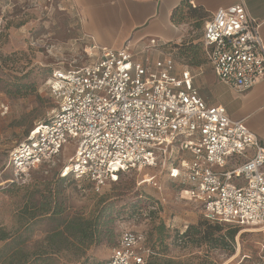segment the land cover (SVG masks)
Returning a JSON list of instances; mask_svg holds the SVG:
<instances>
[{
    "label": "built area",
    "instance_id": "2783aa9c",
    "mask_svg": "<svg viewBox=\"0 0 264 264\" xmlns=\"http://www.w3.org/2000/svg\"><path fill=\"white\" fill-rule=\"evenodd\" d=\"M202 50L219 82L238 93L264 82V45L257 21L242 3L219 8L204 23ZM168 44L150 39L137 49L85 45L88 63L55 68L44 82L54 104L51 119L36 125L8 155L15 178L55 163L74 144L59 170L100 193L119 173L154 169L173 149L188 154L182 164L188 186L211 223L264 227V146L243 121L221 105H207L195 86L197 74L177 67ZM6 109L0 104V113ZM145 237L120 232L103 264H146Z\"/></svg>",
    "mask_w": 264,
    "mask_h": 264
},
{
    "label": "rangeland",
    "instance_id": "374dc122",
    "mask_svg": "<svg viewBox=\"0 0 264 264\" xmlns=\"http://www.w3.org/2000/svg\"><path fill=\"white\" fill-rule=\"evenodd\" d=\"M192 9L190 5L175 13L178 38L166 51L178 68L213 76L202 60L206 19L202 22ZM84 47L71 0H0V104L7 108L0 113V230L7 235L0 241V264H102L124 229L142 234L148 246H155L154 264H264L263 227L238 228L232 240L225 239L224 250L185 246L178 239L185 227L204 219L200 205L182 193L188 188L182 167L187 153L173 149L156 168L121 173L100 193L83 181L58 178L74 153L73 143L55 163L15 178L6 167L9 152L54 114L45 80L55 68L88 63ZM188 50L197 52V60L191 61ZM49 194L63 211L61 217L43 214ZM73 217L98 218L100 234L87 249L88 242L81 247L70 239L69 250H58L62 244L52 243V235ZM220 226L214 237L235 228Z\"/></svg>",
    "mask_w": 264,
    "mask_h": 264
},
{
    "label": "crops",
    "instance_id": "0c3cea01",
    "mask_svg": "<svg viewBox=\"0 0 264 264\" xmlns=\"http://www.w3.org/2000/svg\"><path fill=\"white\" fill-rule=\"evenodd\" d=\"M182 1L71 0V3L85 45L93 42L101 48L118 49L129 43L139 49L150 39L169 45L178 38V28L171 22V14ZM188 3L202 8L208 17L219 8L242 3L249 16L257 21L264 45V0H188ZM166 48L150 52V57H163L168 52ZM201 75L203 71L197 75L198 81L196 76L195 86L207 105L223 106L232 120L243 121L264 146V82L257 83L247 92L238 93L219 82L214 74Z\"/></svg>",
    "mask_w": 264,
    "mask_h": 264
},
{
    "label": "trees",
    "instance_id": "16d2710c",
    "mask_svg": "<svg viewBox=\"0 0 264 264\" xmlns=\"http://www.w3.org/2000/svg\"><path fill=\"white\" fill-rule=\"evenodd\" d=\"M188 4H189L188 0H183L181 2V5L172 12L171 14L172 23H175L174 22L175 13L179 11L181 8H189L190 5ZM192 11L199 15L198 18L202 22L205 19H206L205 22L209 19L207 14L200 7H193ZM201 39H202V35H201ZM187 53H188L187 56L191 55V61L197 60L198 55L196 51L188 50ZM202 54H203L202 60L204 63H206V58L203 53V50H202ZM196 63L198 64L199 61H196ZM197 66H200V65H197ZM59 174L60 173H58V178L60 180H66L68 178H71L70 176L61 177ZM120 174L121 173L118 174L117 179ZM117 179L115 180V182L117 181ZM53 198H54L53 195L49 194L48 201L45 205H43L41 210L43 211V214H51L54 217H61L63 211L60 209H56L54 202L52 201ZM31 217H34V215H31ZM99 226H100V223H99L98 218H95L93 220L84 219L82 217H73V218L66 219V221L62 223L61 229H57L56 232L52 235V238H51L52 243H54V240H58L62 244L60 247H58V250H61V249L69 250L71 246V242L69 240L72 239L76 241L81 247L84 246L83 244L85 242H88L89 244L83 247V249H87L92 244V241L94 240V238L100 234ZM201 228H203V230ZM238 228L240 227H235L231 229L230 231H227V235H223V237L221 235H216V237H214L215 234L221 232L222 227L219 224L211 223L210 221L204 218L203 221L199 222L198 224L186 227L183 232L178 233L179 235H177V237L178 239H180V241L183 242L185 246L190 245V246L199 247L202 245L204 246L206 245L205 247L207 249H223L224 250L226 246L225 239L227 238V239L232 240ZM6 238H7V235L4 233V231L0 230V241L6 240ZM145 242H146V239H145ZM116 244H117V241H116ZM147 247L150 249L151 255L148 257L146 264H154L155 262H152V260L154 257L158 255V253L155 252L154 245L149 243V246L147 245ZM167 263L171 264L170 261H168Z\"/></svg>",
    "mask_w": 264,
    "mask_h": 264
},
{
    "label": "bare ground",
    "instance_id": "6f19581e",
    "mask_svg": "<svg viewBox=\"0 0 264 264\" xmlns=\"http://www.w3.org/2000/svg\"><path fill=\"white\" fill-rule=\"evenodd\" d=\"M140 171H143V169H141Z\"/></svg>",
    "mask_w": 264,
    "mask_h": 264
}]
</instances>
